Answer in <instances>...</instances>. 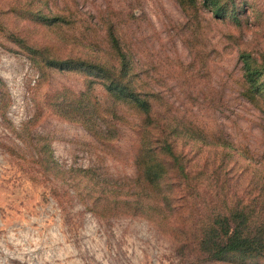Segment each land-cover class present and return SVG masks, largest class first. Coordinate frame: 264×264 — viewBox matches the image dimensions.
Returning <instances> with one entry per match:
<instances>
[{"label":"rangeland","instance_id":"374dc122","mask_svg":"<svg viewBox=\"0 0 264 264\" xmlns=\"http://www.w3.org/2000/svg\"><path fill=\"white\" fill-rule=\"evenodd\" d=\"M55 1L63 5L61 0ZM63 1L75 2L84 16L93 19L111 9L124 25L122 31L133 47L137 65L153 78L152 87L161 91L173 108L193 111L198 118L205 114L210 127L219 124L228 138L246 146L251 159L234 156L232 165L237 170L249 160V169L259 165V175L264 172L260 115L236 96L233 79L239 66L237 47L264 51V0H250L254 9L244 6L247 22L241 25L228 21L186 25L174 0ZM12 2L0 0V11ZM0 21V77L7 91L3 93L5 117L0 116V264H185L170 240L142 217H100L75 195L64 196L65 209L59 207L50 193L54 182L43 177L36 163L28 161L21 139L45 134L59 163L93 165L105 175L122 177L131 172L134 144L130 126L134 116L127 115L129 121L119 123L108 147H96L82 124L49 105L57 95L74 99L84 90V73L40 69L22 47L2 35H23L28 42L47 45L59 57L89 56L23 15L0 12ZM99 90L93 86L87 97L99 95ZM218 95L223 98L221 105L216 103ZM203 97L210 106H204ZM197 146L191 149L208 151ZM194 264L253 263L241 259Z\"/></svg>","mask_w":264,"mask_h":264},{"label":"trees","instance_id":"16d2710c","mask_svg":"<svg viewBox=\"0 0 264 264\" xmlns=\"http://www.w3.org/2000/svg\"><path fill=\"white\" fill-rule=\"evenodd\" d=\"M174 1L186 25L209 21L241 25L247 22L244 6L254 9L250 0ZM71 2L14 0L0 12L39 22L89 57H59L47 45L28 42L15 32L2 36L22 47L40 69L84 73V90L74 99L57 95L49 105L82 124L96 147L109 146L119 123L129 121L127 115L134 116L130 126L134 146L131 172L112 177L93 165L59 163L45 134L21 139L28 161L36 163L43 177L54 182L50 193L59 207L65 209L64 196L75 195L100 217H142L170 240L185 264L241 259L264 264V172L259 175V165L249 169V160L240 170L232 165L234 156L251 159L248 148L228 138L219 124H215L216 129L210 127L205 114L198 118L193 111L173 108L162 92L152 87L153 78L137 65L133 47L122 31L124 25L111 9L93 19ZM66 29L71 32L63 33ZM237 60L238 73L233 77L236 96L259 113L264 143V51L239 46ZM95 85L100 88L99 95L87 97ZM6 92L0 77L1 117H5ZM215 99L219 105L223 103L221 96ZM201 100L205 107L211 105L204 97ZM194 144L208 151L191 149Z\"/></svg>","mask_w":264,"mask_h":264}]
</instances>
